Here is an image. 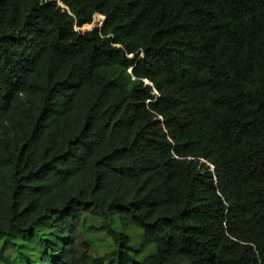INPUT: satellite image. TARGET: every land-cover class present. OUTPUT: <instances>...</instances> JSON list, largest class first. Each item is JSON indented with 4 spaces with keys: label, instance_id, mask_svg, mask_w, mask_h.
<instances>
[{
    "label": "trees",
    "instance_id": "1",
    "mask_svg": "<svg viewBox=\"0 0 264 264\" xmlns=\"http://www.w3.org/2000/svg\"><path fill=\"white\" fill-rule=\"evenodd\" d=\"M57 1L0 0V264H264V0Z\"/></svg>",
    "mask_w": 264,
    "mask_h": 264
},
{
    "label": "rangeland",
    "instance_id": "2",
    "mask_svg": "<svg viewBox=\"0 0 264 264\" xmlns=\"http://www.w3.org/2000/svg\"><path fill=\"white\" fill-rule=\"evenodd\" d=\"M56 2L59 4V2L56 0ZM100 22V19L96 16H94L92 23L91 24H87L90 27L87 28L86 25L82 26L81 28H76V30H80L81 32H85L88 30H92L93 28H100L102 25V20ZM49 219H43L41 221H39L36 225V231H35V235L42 237V240L44 238L48 237V230H49ZM128 235H130V232H127ZM139 232L138 230H134L132 232V241H131V246H130V254H134L133 250H137V253L135 252V254L137 255V258H142L144 255L150 254L154 252V246H147L146 248H142L140 247V242H141V238L139 236ZM92 241H93V249H94V255H102L103 252H106L107 250H109L112 246V241L109 237H106L104 234L100 233V234H95L92 236ZM41 247H34V251L35 253L40 252Z\"/></svg>",
    "mask_w": 264,
    "mask_h": 264
},
{
    "label": "water",
    "instance_id": "3",
    "mask_svg": "<svg viewBox=\"0 0 264 264\" xmlns=\"http://www.w3.org/2000/svg\"><path fill=\"white\" fill-rule=\"evenodd\" d=\"M60 2H61V0H60ZM60 5V4H59ZM61 7H64L62 4L60 5ZM146 83H148L147 81H146ZM213 170V169H212Z\"/></svg>",
    "mask_w": 264,
    "mask_h": 264
},
{
    "label": "built area",
    "instance_id": "4",
    "mask_svg": "<svg viewBox=\"0 0 264 264\" xmlns=\"http://www.w3.org/2000/svg\"><path fill=\"white\" fill-rule=\"evenodd\" d=\"M95 16H96V15H95ZM93 18H94V17H93ZM101 20L103 21V19H101ZM101 20H100V22H101ZM100 22H99V23H100Z\"/></svg>",
    "mask_w": 264,
    "mask_h": 264
},
{
    "label": "clouds",
    "instance_id": "5",
    "mask_svg": "<svg viewBox=\"0 0 264 264\" xmlns=\"http://www.w3.org/2000/svg\"><path fill=\"white\" fill-rule=\"evenodd\" d=\"M103 20H104V17H103ZM103 22V21H102Z\"/></svg>",
    "mask_w": 264,
    "mask_h": 264
}]
</instances>
